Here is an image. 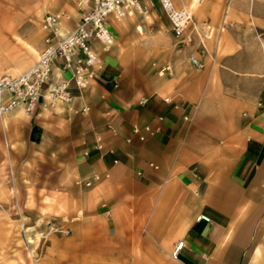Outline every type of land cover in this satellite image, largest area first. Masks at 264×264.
<instances>
[{"label":"crops","instance_id":"crops-1","mask_svg":"<svg viewBox=\"0 0 264 264\" xmlns=\"http://www.w3.org/2000/svg\"><path fill=\"white\" fill-rule=\"evenodd\" d=\"M64 13L54 42L84 11ZM193 21L158 62L169 72L131 79L125 54L94 42L87 85L32 113L90 225L91 253H42L40 264H264L249 229L264 210V0H200Z\"/></svg>","mask_w":264,"mask_h":264},{"label":"rangeland","instance_id":"rangeland-1","mask_svg":"<svg viewBox=\"0 0 264 264\" xmlns=\"http://www.w3.org/2000/svg\"><path fill=\"white\" fill-rule=\"evenodd\" d=\"M199 1L176 3L190 8L195 20ZM91 2L0 0V77L18 76L38 61L50 32L43 29L46 15H58L60 25L68 8L83 12ZM110 27L115 44L106 52L125 54L128 74L134 75L131 79L139 74L155 79L157 73L169 72L158 62L169 55L171 42L180 39L174 36L163 11L158 8L149 18L134 11ZM129 84L148 93L155 87L154 82ZM7 116L6 124L0 121V189L4 191L0 198V264H14L13 257L19 255L23 260L25 253L31 264H40L42 253H91L90 225L85 224L88 217L86 211L78 209L82 203L76 207L75 187L66 189L61 181L64 162L59 161L58 147L51 152L50 146L44 145V130L34 127L35 117L24 107ZM258 214L260 218L249 229L264 246V225L260 224L264 222V210Z\"/></svg>","mask_w":264,"mask_h":264},{"label":"built area","instance_id":"built-area-1","mask_svg":"<svg viewBox=\"0 0 264 264\" xmlns=\"http://www.w3.org/2000/svg\"><path fill=\"white\" fill-rule=\"evenodd\" d=\"M158 8L169 18L174 36L185 38L194 17L188 7L178 6L176 0H92L79 25L57 42L54 40L57 38L59 16L46 15L43 29L51 34L38 61L18 76L0 77V118L18 106H23L26 112L32 114L41 103L52 108L62 101L70 102L72 84L78 88L85 87L99 62L93 43H100L105 49H111L115 44L111 19L121 20L134 11L149 18ZM190 58L195 67H201L195 55ZM57 59L62 60L58 66L61 71L59 80L54 79ZM198 220L209 222L211 219L201 215ZM184 246L185 241L176 244L173 252L175 259L179 258Z\"/></svg>","mask_w":264,"mask_h":264},{"label":"bare ground","instance_id":"bare-ground-1","mask_svg":"<svg viewBox=\"0 0 264 264\" xmlns=\"http://www.w3.org/2000/svg\"><path fill=\"white\" fill-rule=\"evenodd\" d=\"M2 77V76H1ZM43 105V103H42ZM44 106V105H43ZM19 107V106H18ZM23 107V106H22ZM14 111V110H13ZM11 113V112H10ZM9 114V113H8ZM6 115H4L3 117L0 118V121L3 122V124H6V120H5V117ZM4 196V191H1L0 189V198Z\"/></svg>","mask_w":264,"mask_h":264}]
</instances>
